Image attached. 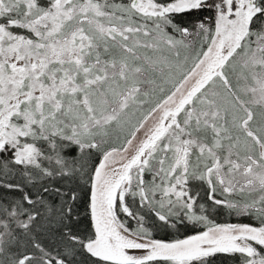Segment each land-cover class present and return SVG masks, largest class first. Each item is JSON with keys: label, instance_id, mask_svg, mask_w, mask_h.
<instances>
[{"label": "snow or ice", "instance_id": "6c2138e0", "mask_svg": "<svg viewBox=\"0 0 264 264\" xmlns=\"http://www.w3.org/2000/svg\"><path fill=\"white\" fill-rule=\"evenodd\" d=\"M0 264H264V0H0Z\"/></svg>", "mask_w": 264, "mask_h": 264}, {"label": "trees", "instance_id": "16d2710c", "mask_svg": "<svg viewBox=\"0 0 264 264\" xmlns=\"http://www.w3.org/2000/svg\"><path fill=\"white\" fill-rule=\"evenodd\" d=\"M221 219H223V218H221Z\"/></svg>", "mask_w": 264, "mask_h": 264}]
</instances>
